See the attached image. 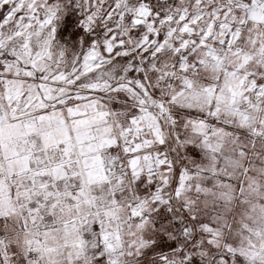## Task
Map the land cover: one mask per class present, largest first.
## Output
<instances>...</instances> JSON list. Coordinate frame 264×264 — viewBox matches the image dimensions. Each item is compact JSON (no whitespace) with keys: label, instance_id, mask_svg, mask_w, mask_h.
I'll list each match as a JSON object with an SVG mask.
<instances>
[{"label":"snow or ice","instance_id":"1","mask_svg":"<svg viewBox=\"0 0 264 264\" xmlns=\"http://www.w3.org/2000/svg\"><path fill=\"white\" fill-rule=\"evenodd\" d=\"M0 264H264V0H0Z\"/></svg>","mask_w":264,"mask_h":264}]
</instances>
